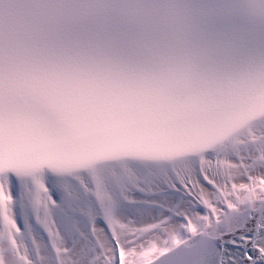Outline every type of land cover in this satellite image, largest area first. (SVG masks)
Listing matches in <instances>:
<instances>
[{"label":"snow or ice","instance_id":"1","mask_svg":"<svg viewBox=\"0 0 264 264\" xmlns=\"http://www.w3.org/2000/svg\"><path fill=\"white\" fill-rule=\"evenodd\" d=\"M0 264H264V0H0Z\"/></svg>","mask_w":264,"mask_h":264}]
</instances>
